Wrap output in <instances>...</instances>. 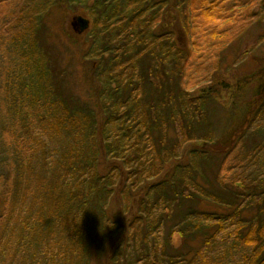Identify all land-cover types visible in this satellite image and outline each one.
<instances>
[{
  "label": "trees",
  "instance_id": "obj_1",
  "mask_svg": "<svg viewBox=\"0 0 264 264\" xmlns=\"http://www.w3.org/2000/svg\"><path fill=\"white\" fill-rule=\"evenodd\" d=\"M44 1L82 10L81 20L91 25L95 48L89 54L99 62L100 93L94 97L101 113L54 102L61 93L40 84L48 74L46 58L36 56L43 46V16L35 15L25 25L38 63L35 92L52 102L51 132L64 135L59 157L49 160L52 179L35 185L33 201L40 206L28 241L35 264L42 251L48 264H90L111 244L110 264H228L234 252L247 249L235 264H264V186L242 183L237 190L241 176L222 185L218 157L229 155L235 140L217 142L206 107L212 97L190 93L187 78L200 66L192 64L196 46L182 48L177 32L167 27L170 1ZM175 7L189 43L197 32L190 21L196 10L206 21H221L223 27L205 36L213 41L226 37V28L240 18L264 21V0H177ZM205 75L200 77L216 84V75ZM248 119L251 126L264 119V83ZM103 160L117 164L108 169ZM203 199L239 207L232 214L209 213L198 210ZM247 207L257 209L252 220L242 216ZM119 231L114 246L111 236ZM175 235L182 237V248L175 247ZM225 236L232 242L220 249ZM194 240L200 246L186 251Z\"/></svg>",
  "mask_w": 264,
  "mask_h": 264
},
{
  "label": "rangeland",
  "instance_id": "obj_2",
  "mask_svg": "<svg viewBox=\"0 0 264 264\" xmlns=\"http://www.w3.org/2000/svg\"><path fill=\"white\" fill-rule=\"evenodd\" d=\"M169 1L171 10L167 13V27L177 32L182 48L196 46L192 64L200 66L194 67V73L187 78L192 88L190 93L194 97L203 94L212 97L206 107L217 142L228 145L230 139L235 140V147L228 151L229 155L218 157V165L222 166L218 174L222 185L241 176L237 190L243 189L242 183L249 187H263L264 119L251 126L247 116L264 83V21L260 22L259 17L240 18L226 28L229 32L226 37L213 41L205 36L209 31L212 33L215 28L223 27L219 24L221 21H206L196 10L197 15H191L190 21L197 32L193 42L189 40V43L177 18V0ZM64 5V2L50 5L44 0H0V264H35L37 254L28 242L34 234L35 215L40 206L38 201H33L35 185L43 183L40 180L49 182L52 179L51 163L59 157L62 147L59 138L64 137L54 136L48 127L52 102L41 96L42 93L35 92L39 82L36 79L38 63L31 52L30 31L25 26L35 15L43 16V46L36 56L46 58L48 74V79L40 84L45 82L46 86L61 93L59 100L54 99V102H64L68 107L78 103L80 107L89 106L98 115L101 113L98 99L94 97L100 89L99 62L89 54L92 47L95 48L91 25L84 28L80 24L82 17L85 18L79 14L82 10L69 12ZM259 9L255 11L259 13ZM208 44L213 48L207 50ZM198 47L200 51H197ZM107 57L109 59L110 55ZM102 63L104 68L107 61ZM202 73L216 75V84L206 80V75L200 77ZM114 161L106 163L103 160V163L110 169V165L117 164ZM211 170L214 173V168ZM211 170L207 178L213 183ZM238 207L224 208L209 199L198 204V210L209 213L232 214ZM256 214L257 209L252 207L242 212L247 220L254 219ZM121 233H112L114 246ZM230 239L225 236L223 241L218 240L220 249L228 247L232 242ZM173 243L176 248H182V237L175 235ZM198 245L197 240L188 241L185 250L194 246L198 248ZM113 249L111 244L104 257L97 259L94 256L90 264H110L107 256ZM43 252L38 263L48 264ZM215 252L218 256L219 251L215 249ZM246 253H249L248 249L234 252L227 263L235 264ZM116 264L125 263L116 261Z\"/></svg>",
  "mask_w": 264,
  "mask_h": 264
},
{
  "label": "water",
  "instance_id": "obj_3",
  "mask_svg": "<svg viewBox=\"0 0 264 264\" xmlns=\"http://www.w3.org/2000/svg\"><path fill=\"white\" fill-rule=\"evenodd\" d=\"M80 23H81V25H82L83 27L85 26V23H84L83 21H81Z\"/></svg>",
  "mask_w": 264,
  "mask_h": 264
}]
</instances>
